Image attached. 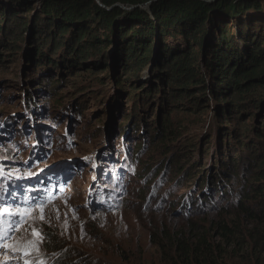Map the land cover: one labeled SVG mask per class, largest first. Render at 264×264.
<instances>
[{
    "label": "rangeland",
    "instance_id": "obj_1",
    "mask_svg": "<svg viewBox=\"0 0 264 264\" xmlns=\"http://www.w3.org/2000/svg\"><path fill=\"white\" fill-rule=\"evenodd\" d=\"M140 8L155 21L151 2ZM250 15L264 19V4ZM171 30L156 27L155 56L187 46ZM31 36L0 56V264H255L256 224L236 220L231 199L264 154V120L256 131L253 112L234 109L221 123L214 97L197 90L199 100L177 101L153 64L139 76L128 70L135 63L92 69L98 58L72 68L60 50L48 69L27 53ZM189 52L201 62L208 50ZM167 113L173 133L163 140Z\"/></svg>",
    "mask_w": 264,
    "mask_h": 264
},
{
    "label": "trees",
    "instance_id": "obj_2",
    "mask_svg": "<svg viewBox=\"0 0 264 264\" xmlns=\"http://www.w3.org/2000/svg\"><path fill=\"white\" fill-rule=\"evenodd\" d=\"M4 1L10 5L0 6V56L2 50H10L13 55L21 47L23 34L30 30L32 36L27 53L33 55V61L45 63L48 69L57 66L55 56L60 50L61 60H68L72 68L86 67L88 60L98 58L92 69H107L108 60H111L113 67L123 73L128 64L135 63L128 70H132V76H139L137 73L146 64H153L157 79L165 85L175 83L170 88L177 101L187 96L197 100L202 95L213 96L221 123L224 115H228L227 120L233 117L234 109L242 114L252 111L251 121H256L254 129L259 131L258 123L264 120V19L257 15L246 17L245 12L252 8L260 10L264 0H0ZM146 2L152 3L153 22L140 7L127 12L118 5ZM36 4L41 5V11L35 9ZM125 13L127 16L122 18ZM229 24L231 29L226 31ZM156 27L161 35L169 33L170 29L172 33L176 31L188 40L187 46L177 48L179 50L161 46L155 56ZM166 28L169 29L165 31ZM194 43L208 50L207 55L202 53L201 62L194 52H189L197 47ZM112 44L117 47L110 57L107 51ZM47 46H50L47 48L50 53L46 52ZM195 90L202 95L196 96ZM168 114L163 124L166 132L161 134L163 140L170 139L173 133ZM241 129L232 132L239 135L244 132ZM143 146L144 143L138 150ZM250 167H255L254 172L231 202L236 220L256 224L251 256H255V264H264V232L258 229L264 224V154H260ZM234 172L237 173L236 168ZM230 206L227 203L220 207L223 214L230 213ZM217 227L226 237L238 231L221 221ZM185 243L178 239L180 249ZM180 254L188 255L185 250Z\"/></svg>",
    "mask_w": 264,
    "mask_h": 264
},
{
    "label": "water",
    "instance_id": "obj_3",
    "mask_svg": "<svg viewBox=\"0 0 264 264\" xmlns=\"http://www.w3.org/2000/svg\"><path fill=\"white\" fill-rule=\"evenodd\" d=\"M121 8L122 7H124V8H126L127 10L128 9H130V10H132V9H134V8H136V7H140L141 5L140 4H137V5H134V4H127V5H121V4H118Z\"/></svg>",
    "mask_w": 264,
    "mask_h": 264
}]
</instances>
